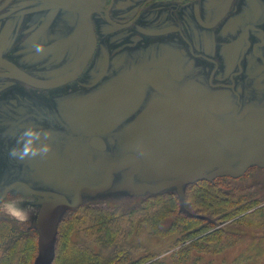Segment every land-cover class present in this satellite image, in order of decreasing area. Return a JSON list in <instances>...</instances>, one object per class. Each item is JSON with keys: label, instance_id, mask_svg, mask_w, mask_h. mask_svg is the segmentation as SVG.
I'll return each instance as SVG.
<instances>
[{"label": "flooded vegetation", "instance_id": "flooded-vegetation-1", "mask_svg": "<svg viewBox=\"0 0 264 264\" xmlns=\"http://www.w3.org/2000/svg\"><path fill=\"white\" fill-rule=\"evenodd\" d=\"M11 15V24L32 31L31 38L51 28L55 18L53 29L62 37L46 43L51 58L44 79L0 50V95L6 79L15 90L34 78L46 85L28 83L30 89L62 90L67 105L76 109L73 121L96 120L87 138L92 153L78 166L85 174L94 175L95 163L96 172L106 175L104 184L111 187L120 172L129 186L140 171L163 168L140 140H157L156 134L145 136L153 126L161 139L177 124L201 132L213 154L199 168L195 164L204 150L198 158H181L187 174L223 171L231 178L242 170L236 176L241 179L264 170V151L258 150L264 148V0H14L0 19ZM70 15L76 20L64 21ZM34 40L40 41V34ZM20 101V95L11 100L16 111ZM13 121L18 143L22 118ZM105 122L111 123L107 130ZM107 149L110 156L98 165L93 157ZM173 155L179 159V144ZM48 160L55 158L46 156L43 168ZM129 160L132 164L109 172L111 165ZM19 185L27 187L22 180L9 186Z\"/></svg>", "mask_w": 264, "mask_h": 264}, {"label": "rangeland", "instance_id": "rangeland-1", "mask_svg": "<svg viewBox=\"0 0 264 264\" xmlns=\"http://www.w3.org/2000/svg\"><path fill=\"white\" fill-rule=\"evenodd\" d=\"M11 1L0 0V15L14 6V0ZM75 16L70 15L64 21H75ZM12 19L13 15L0 19L1 53L8 57L14 56L25 69L39 74L44 79V77L48 76L45 68L51 58L50 55L48 56L49 52L47 53L48 50L50 51V46L49 44L46 46V43H49L51 38L62 37L61 30L53 29L56 19H52L51 28L39 31L33 38L30 37L32 31L22 27H14L11 24ZM43 32L44 34H42ZM39 34L40 41H32ZM37 43L44 45L42 52L36 51L35 45ZM55 54L57 56L61 55L60 51H57ZM57 70L60 71V67ZM10 81L8 79L5 80V95H0V194L7 191H14L34 197L30 203L33 205L35 211L28 220L17 221L10 217L22 223L26 230L34 234L36 254L30 264H53L57 233L65 220H69L74 226L73 229L69 228L71 240L76 241L81 237L82 241L91 242L93 236L91 237L86 231V226L85 230L83 226L86 225L87 221L85 214L91 213L90 205L93 203L100 204L99 206L106 210L109 208H121L122 211L119 216V221L122 224L131 221L129 235L124 239L123 236L118 239L116 250L119 247L122 248L128 255H131L132 259H140L145 255L153 253L155 254L153 259H164L165 262L162 264H264V253L263 255H256L255 251L247 250L250 242L259 240V237L253 239V236H251L254 235L253 232L243 233L244 235L238 241L231 242V245H227L221 252L205 255L196 263H192L189 259L185 263L180 262V259L176 260L172 256V251H181L182 247L184 249L188 247L190 236L193 233H200L198 236L201 237L208 228L213 230L217 227H224V224L221 225L218 222V218L221 220L224 219L222 215H206L203 212L198 213L194 207H189L190 198L187 197V194H189L192 188H188V185H190L188 182L179 185H168L162 189H157L156 187L176 177V175L170 174L169 170L157 168V166L151 167V170H146L144 173L140 171V173L135 174L131 179V188L126 185L123 174L115 172L114 178L111 181V187L103 188L101 189L102 191L95 190L98 188L96 186H103L106 183L104 171L100 169L99 172H96L98 166L94 163L92 168L95 170V173L93 176H90L85 174L83 169H79L78 166L85 161L86 153H92L88 148L87 138L93 130V125L97 121L93 118H86L88 121L81 122L77 121V118H74L73 121L71 114L76 112L74 111L75 108L73 109L67 105L66 100L63 99L61 94V89L52 93H47L42 89H30L27 85L35 84L26 80L27 83H21L23 86L17 84L19 87L13 90L15 86L10 84ZM18 95H20L21 105L20 109L16 111L11 104V100ZM2 113H4V117L1 116ZM18 115L22 118L20 124L21 133L28 127L51 133L49 137L50 141L49 139L46 141L51 145V151L47 156L50 159L55 158V160L53 163L48 160L46 164L48 167L43 168L41 166L45 163V157L28 156L24 159H19L10 155L13 148L19 149L22 147V144L17 143L15 140L16 125L13 119L14 117L16 119ZM110 125V122H105L102 126H105L107 130ZM212 132L214 133L215 131L212 130ZM106 135L108 136V134ZM216 143L219 148L220 143ZM121 145H123V142ZM121 145L119 143V146ZM109 156V149H107L106 152L98 154L93 158L100 165ZM85 166H88V164L85 163ZM218 177L224 178L225 185L223 187L236 193V196H239L244 186V188H248V192L256 194L257 197H264V170H261L259 174L257 172L245 174L241 179H238L235 174L231 178L226 177L225 174L218 175L215 178ZM215 178L206 181L215 183L217 181ZM258 179L263 181V186L256 182ZM17 180L25 181L27 187L25 188L19 185L13 186V188L9 186ZM83 183L84 186H82ZM256 188L259 191L253 190ZM134 190H140V192H135ZM158 195L170 196L171 199L176 200V206L172 205L174 207L173 210H176L175 214H171L169 210L160 212L161 216H163L161 220H158L147 210H161L159 206L162 204H152L154 203L152 201L157 199L155 196ZM55 196L56 198H54ZM152 196H154L153 199H151ZM145 197L148 198L146 199L149 203L148 208H144L142 211L138 210L139 203H143L142 201ZM47 199H56V208L58 211V222L52 252H46L43 249L36 224L38 211ZM222 207L223 204L219 206L221 209ZM128 208H130L132 213L126 215L128 214ZM228 211L230 212L229 209ZM0 215L4 214L0 213ZM182 217L191 219L189 224L184 225L186 231L179 226V219ZM200 220L204 221L205 225L209 224L210 227L205 226L204 229L201 228ZM174 221L176 224L172 225ZM79 229H83V232L81 233ZM258 233V236L262 235V231ZM216 237V240H218L217 244L220 245V248H223L221 230L216 234ZM204 243L205 241L200 239L197 246L200 247ZM209 247L206 243L205 249ZM116 250L109 256L102 254L100 264H118L119 258L118 251ZM106 253L108 252L106 251ZM245 254L250 256V258L238 262L237 259ZM170 255L171 257L169 258ZM109 257L110 259H108ZM146 260H148V257L141 260L142 264H145Z\"/></svg>", "mask_w": 264, "mask_h": 264}, {"label": "trees", "instance_id": "trees-1", "mask_svg": "<svg viewBox=\"0 0 264 264\" xmlns=\"http://www.w3.org/2000/svg\"><path fill=\"white\" fill-rule=\"evenodd\" d=\"M215 180H217L215 183L201 180L188 185V188H192L187 194V197L190 198L188 206L194 207L198 213L203 212L206 215L214 214L215 216L222 215L224 219L218 218V222L221 225L224 224V227L220 225L222 228L217 227L213 230L208 228L201 237L198 236L200 233H193L190 236L189 249L188 247L185 249L182 247L181 251H172V256L176 260L180 259L182 263L187 262L188 259L192 263H196L205 255L217 254L224 250L227 245H231V242L238 241L244 235L243 233L246 232H253L254 235H251L253 239L259 237V240L250 242L247 250L255 251L256 255H263L264 253V197H257L256 194L248 192V188L245 187V189L244 186L239 196H236V193L223 187L225 185L224 178L218 177ZM261 186H263V183ZM253 190L259 191L258 188ZM155 198L157 199H154L152 204H162L159 206L161 210L151 211L147 209L149 204L148 200H146L148 199L147 197L143 198V203H139L138 210L142 211L146 208L158 220H161L163 216H161L160 212L169 210L171 214H175L176 210H173V206H176V200L174 201L170 196L163 195L155 196ZM222 204L223 207L221 209L219 206ZM99 205L93 203L90 205L91 213L85 214L87 221L83 229L85 230L86 226V231L91 237L93 236L91 242L82 241L81 237L79 238L80 240H71L69 228L73 229L74 226L69 220L63 222L57 233L53 264H100L101 255H111L116 250L118 239L121 236L124 239L129 235L131 221L124 224L119 221L122 209L109 208L106 210ZM130 213L132 211L128 208V214L126 215ZM179 220V226L184 230V225L189 224L191 221L188 217H182ZM200 223L203 229L205 226L210 227L209 224L205 225L204 221L200 220ZM174 224H176L175 221L172 225ZM83 229H79V231L82 233ZM220 230L222 231L223 248H220V245L217 244L218 240H216V234ZM261 231L262 235L258 236L260 234L258 232ZM200 239L205 241V243L199 247L197 243ZM206 243L210 246L208 249H205ZM34 246V234L31 231L26 230L22 223L7 217V215H0V264H30L36 254ZM116 251H118V264H142L141 260L147 257L148 260H146L145 264H162L165 262L164 259H153L155 256L153 253L140 259H132L131 255H128L122 248L119 247ZM244 256L245 258H243ZM248 258L250 256L245 254L239 257L237 261L240 262Z\"/></svg>", "mask_w": 264, "mask_h": 264}, {"label": "water", "instance_id": "water-1", "mask_svg": "<svg viewBox=\"0 0 264 264\" xmlns=\"http://www.w3.org/2000/svg\"><path fill=\"white\" fill-rule=\"evenodd\" d=\"M31 79L32 81H34V82L31 81V83H34L35 85L40 84L34 78ZM67 79L69 80L70 78H65L64 81ZM40 85H46V84H40ZM145 117L146 116L141 117V121L144 120ZM160 132L161 130L158 127H154V126L151 127L149 130H147L145 136L153 137L154 134H156L157 140H150V139L140 140V144L150 153L149 154L144 149L147 152L149 158L155 164L163 166V169L169 170V173L170 171L174 172L170 174L176 175V177H179V179L177 180L173 179L171 181H167L163 185L156 187L157 189H162L168 185H175V184L179 185L184 182L186 183L191 181H197L200 179H212L215 176L224 174L223 171H218L219 173H212L210 175H205V174L200 175L197 173L187 174L185 170L181 169L180 164H183V162L180 159L185 158L189 154L196 156L198 158L201 155L202 151L204 150L202 153V157H200L197 163L195 164L197 168H199L203 164V162L207 160L206 156L208 158H213L212 157L213 154H211V150H210L211 145L201 132L192 128H188L183 124L175 125V132L172 127L171 131H169V135L163 133L161 139H159L160 135L162 134ZM177 144L180 145V155H178L179 159H174L175 155L173 154ZM258 150L264 151V148H259ZM132 162L133 161L129 160L127 163L123 162L119 164H113L110 166L109 172H111L114 167L127 166L128 164H132ZM177 165L178 167H175ZM186 165H190V164H186ZM241 171L235 172L233 174L238 176L240 175ZM108 186L109 184H105L103 186L98 187L95 190H101L103 188H107ZM129 187L131 188L130 181H129ZM134 191L140 192V190H134ZM57 222H58V211L56 208V199H47L39 209L36 219L37 230L43 245V249L46 252H50V251L52 252L53 250L52 249L53 240L56 232Z\"/></svg>", "mask_w": 264, "mask_h": 264}, {"label": "clouds", "instance_id": "clouds-1", "mask_svg": "<svg viewBox=\"0 0 264 264\" xmlns=\"http://www.w3.org/2000/svg\"><path fill=\"white\" fill-rule=\"evenodd\" d=\"M35 49L37 52H42L44 45L37 43ZM50 135L51 133L48 131L28 127L18 139V143L22 144V147L19 149L13 148L10 155L19 159H24L28 156L46 157L51 151V145L46 142ZM138 154L143 155V150L141 149ZM33 199L34 197L31 195H26L22 192H4L0 194V213L12 217L17 221H26L35 211L33 205L30 203Z\"/></svg>", "mask_w": 264, "mask_h": 264}]
</instances>
